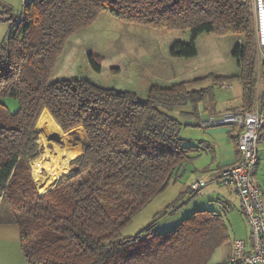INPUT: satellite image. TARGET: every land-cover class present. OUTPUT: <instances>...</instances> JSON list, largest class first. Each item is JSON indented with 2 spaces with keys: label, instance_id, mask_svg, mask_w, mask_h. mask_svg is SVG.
Returning a JSON list of instances; mask_svg holds the SVG:
<instances>
[{
  "label": "trees",
  "instance_id": "1",
  "mask_svg": "<svg viewBox=\"0 0 264 264\" xmlns=\"http://www.w3.org/2000/svg\"><path fill=\"white\" fill-rule=\"evenodd\" d=\"M100 14L155 30L188 31V42L169 48L177 59L196 57L195 39L202 33L241 37L231 51L242 87L238 111L254 107L260 78L247 0H25L19 21L0 42V218L21 230L26 264H209L229 240L216 212L196 210L175 227L155 229V216L174 210L185 193L135 235L121 233L198 151L181 138L185 124L175 110L191 105L189 116L197 117V105L233 77L151 84L144 97L85 78H53L66 43ZM11 19V9L0 7V21ZM86 59L101 71V56L89 52ZM48 119L63 134L81 127L86 140L70 162L73 170L44 192L33 180L31 162L40 155L36 130L41 138Z\"/></svg>",
  "mask_w": 264,
  "mask_h": 264
},
{
  "label": "crops",
  "instance_id": "2",
  "mask_svg": "<svg viewBox=\"0 0 264 264\" xmlns=\"http://www.w3.org/2000/svg\"><path fill=\"white\" fill-rule=\"evenodd\" d=\"M99 20L105 22L113 21L107 16V14H100L96 23ZM88 28L71 37L66 43L53 74V78H67V76L71 75H74L72 77H76V74L71 73H73L72 69L75 65V60L79 55L83 58L84 67L82 66V72L84 73L81 76L78 75V78L87 79V74L95 75L94 77L96 78L97 75H100V72L96 73L90 68L86 60V54L88 52L92 53V51H95L98 52L99 55L103 52L96 50L100 47H97L91 39V34L94 33L96 27L92 28L91 25L88 26ZM157 34L160 36L166 35L164 38L168 37V40L166 42V52L163 51L162 61L153 65V68L155 67V73H149L151 77L146 74L145 70L147 68H143L144 70H142L140 69L142 68L140 64L131 65V63H138L135 58H131L130 62V60H128L129 57L126 58V56H124L126 60L123 67H111V69L117 68L118 72L112 74L109 70L110 74L108 75V80H106L108 84H103L101 86L114 88L115 90H132L140 97H144L151 84H157L161 87H170L173 84H179V82H190L193 80L204 79L208 75L233 77L229 83L227 82V84L230 85V83L235 80L240 84L238 78L234 77L238 75V70L235 60L231 58V51L236 44L242 41L241 37L236 35L216 36L215 34L202 33V35L200 34L195 39L197 50L196 57L192 59H177L169 55V48L175 41L188 42L190 40L189 32L159 30ZM85 50L88 51L85 52ZM103 55L105 56L103 61H105L108 56L105 54ZM153 76L157 78L159 83H155ZM95 84L100 85L97 81ZM227 84L221 85L220 87L228 86ZM233 88L236 89V91L227 94V98L223 102L215 99L212 100L211 98L205 100L204 98V100L197 105V117L192 118L189 116L192 112L191 105L181 106L180 108L178 107L173 113L174 117L187 126L185 128L183 127L185 130L184 134L181 135V138L189 145L193 147L196 146L198 150L192 154V156L187 159L181 167L179 174L182 173L187 175L188 183L187 185L184 184L183 187L177 188L176 194L185 193V199L187 202L188 197L194 196V194H190L189 183H191V181L193 182L201 175H208V182L202 188V200L200 199L198 202L197 200L192 202L189 207L190 209L188 208V210L192 213L196 210L208 208V210L216 212L223 218L228 231L227 235L229 236V240L223 244V246L216 249L213 254L214 256L219 254L220 257L218 260H222L220 261L222 264L226 262L230 263L231 243L233 240H243L247 246L246 249H250L252 244V238L249 234L250 229L244 215L242 214L240 200L239 197H237L238 194L233 186L222 185L219 178V172L221 169L230 166L237 161L238 152L236 147V133H238V129L235 126H220L208 129L205 127L204 129L200 123L208 120L212 116H218L226 112H235L241 109L242 87H230L229 91ZM261 89L262 87L260 83L259 93L261 92ZM257 94L254 106L257 101ZM48 121L52 120L48 119ZM190 127L193 129H198L200 127L202 132L198 130H187ZM260 133L257 145L258 160L254 168L253 177L256 186L264 195V129ZM65 134H67V137L69 136L71 139H74L73 144L78 143L80 145L78 150H74L77 155V153L81 151L82 144L85 143L86 140L83 129L79 127L72 131H67ZM70 162L69 166H71ZM209 181L211 184H208ZM165 191L160 195L165 193ZM196 193L197 192H195V195ZM164 206L165 205L161 207L160 211H162ZM230 211L236 212L240 215L241 229H239L237 225L232 228L229 227L226 215ZM20 231L21 230L15 223L0 218V264H26L20 245ZM218 262L219 261L215 264H218Z\"/></svg>",
  "mask_w": 264,
  "mask_h": 264
},
{
  "label": "rangeland",
  "instance_id": "3",
  "mask_svg": "<svg viewBox=\"0 0 264 264\" xmlns=\"http://www.w3.org/2000/svg\"><path fill=\"white\" fill-rule=\"evenodd\" d=\"M24 1L25 0H0V7L6 6V7L10 8L11 14H12L11 20H9V21H2L1 20L0 21V42L3 39L8 37L10 30H13V25L17 21H19L20 14H21V7H22V4ZM102 15H106V14H102ZM107 16H109V15H107ZM109 17L111 18V20H113L112 22H105V21L99 20L97 23L95 21L92 24V28L96 27L94 29V33L91 34L92 42L95 43V45L97 47H100L99 49H96V50L103 51V52H101L100 55L98 52H95V51H92V53L94 55L102 57L101 61L98 60L100 62L102 70L100 71V75H97V78L94 77L95 75L87 74V79L89 81L91 80V82H93V83H95L97 81L98 83H100V86L103 84L104 85L108 84V82H106V80H108L107 78L109 77L108 75L110 74L109 70L111 69V67H115V66L123 67V64H125V60H126L124 58V56H126V58L129 57L128 60H130V62H131V58H135L138 63H134V64L131 63V65L140 64V66L142 67L140 69H142V70H144L143 68H147L145 70L146 74H148L151 77V75L149 73H155V67L153 68V65H155V63H157L159 61H162L163 51L166 52L165 48H166V42L168 40V37L164 38V36H166V35H161V36L158 35L157 33L159 30H155L153 28L141 26L139 24L138 25L129 24V23L125 24L124 22H122V21H120L114 17H111V16H109ZM82 34H84V33H82ZM87 51L88 50H85V52H87ZM103 54L108 56L105 61H103L105 59L104 58L105 56ZM82 66L84 67L83 58H82V56L79 55L75 60V65L72 69L73 73H71V74H76L77 76L83 75L84 72H82ZM257 67H258L257 68L258 78H260L262 75V73H261L262 68L259 65V59H258ZM72 76H74V75L67 76V77H72ZM77 76H76V78H78ZM72 78H75V77H72ZM154 79H155V83H159L156 77H154ZM109 80H110V78H109ZM190 85H192V84H190ZM231 85H233V86H231ZM239 86H241V85L235 80L232 83H230V85H228V86L216 87V88H214L213 94L207 98H211L212 100L215 99V100H218L220 102H223L227 98V94H229L230 92L236 91V89H234V88L231 91H229L230 90L229 88L230 87L238 88ZM191 87H192V89H199V88L203 87V84L193 85ZM261 87H262V83H261ZM207 98L205 100H207ZM200 109H201V107H200ZM185 127H187V126H185ZM217 127H220V126H217ZM222 127H224V126H222ZM184 128L181 129L180 136L184 134V130H185ZM190 128H188L187 130H193V131L198 130V131L202 132L200 127L198 129L197 128L193 129L192 127H190ZM208 128H216V127H208ZM208 128H206V129H208ZM36 131L38 132V137H39L38 143L40 145L39 157L43 153H47V154L49 153V154L53 155L54 157H60V159H64L66 157H64V156L61 157V152L59 151V150H62L67 155L69 154V157H71V158L68 160L70 162V160L72 158H74V155L76 154V152H74V150H78V148L80 147V145L78 143L73 144L74 139L73 138L71 139L69 136L67 137V134H65V133L63 134L64 137L63 136H56V138H54L55 136L50 137V135H48V136H46V138H44L45 140H42V138H40L39 131L38 130H36ZM41 136H42V134H41ZM40 139H41V141H40ZM78 154L79 153H77V155ZM44 159H45L46 163L50 162V160H51L49 158H44ZM68 165H69V163H68ZM72 170H73V167L69 166V170L65 174L70 173V171H72ZM41 176H45V173L41 172ZM35 182H36V186H37L38 182L37 181H35ZM53 183L54 182L51 181V182L40 183V184L44 185L43 188L45 187V190H44V192H45L46 189L48 187L50 188ZM187 183H188L187 182V175L182 174V173L179 174L177 179L169 184L165 193L160 195V197L157 196L153 201L150 202V204L146 207V209H143L135 217H133L131 222L128 225H126V227L122 230V233H121L122 236L135 235V233H137L143 227L147 226V224L152 220L153 216L160 211V209L163 205L167 206L169 203H171L172 201H174L178 197L179 194L178 195L176 194V191H177L176 189L179 187H183L184 184L187 185ZM190 184L191 183H189V186H190ZM208 184H211L210 181ZM37 188H38V186H37ZM44 192H40V193L42 194ZM202 196H203V190L200 189L199 191H197L196 195L194 194V196L188 197L187 202H186L185 198L182 199V202H178L176 207L174 208V210H169L167 212V214L163 213V214L156 215L155 216L156 217V225H155L156 231L157 232H163V231H166L172 227H175L178 223H180V221L182 219H184V217H187L188 215L191 214V211L188 210V208L190 207L192 202H195L196 200L198 202V200H200V199L202 200ZM165 206H164V208H165ZM164 208H162V210ZM226 217H227L226 219L228 221L230 228L237 225L238 228L241 229V222H240L241 220H240V215L238 213L230 211L229 213H227ZM219 257H220L219 254H217L215 256L213 255L211 260L209 261V264H215V263H217V261H219L218 264H222V262H220L222 260H218ZM224 264H231V263L226 262Z\"/></svg>",
  "mask_w": 264,
  "mask_h": 264
},
{
  "label": "built area",
  "instance_id": "4",
  "mask_svg": "<svg viewBox=\"0 0 264 264\" xmlns=\"http://www.w3.org/2000/svg\"><path fill=\"white\" fill-rule=\"evenodd\" d=\"M251 7L257 57L262 68L258 79V96L251 111L240 110L212 116L200 125L203 128L217 126H235L237 134V161L220 170L222 185H231L237 192L241 211L248 223L252 244L246 249L243 240L231 243L230 263L264 264V195L254 182L253 172L258 160L257 145L264 126V95L259 93V86L264 76V0H247ZM261 81V82H260ZM208 182V175L199 176L191 182L189 189L197 192Z\"/></svg>",
  "mask_w": 264,
  "mask_h": 264
},
{
  "label": "bare ground",
  "instance_id": "5",
  "mask_svg": "<svg viewBox=\"0 0 264 264\" xmlns=\"http://www.w3.org/2000/svg\"><path fill=\"white\" fill-rule=\"evenodd\" d=\"M41 134L42 140H45L44 138L48 135H50V137L55 136L54 138H56V136H63V132L54 126V123L48 120L41 123ZM59 151L61 152V157L64 156L66 158L60 159V157H54L49 153H43L38 159L31 162L33 180L38 182L37 186L40 191L45 188H43L44 185H41L40 183L55 182L60 175L67 173L69 170L68 159L71 157H69V154L67 155L64 151ZM44 158H49L51 160L46 163ZM41 172H44L45 176H41Z\"/></svg>",
  "mask_w": 264,
  "mask_h": 264
}]
</instances>
